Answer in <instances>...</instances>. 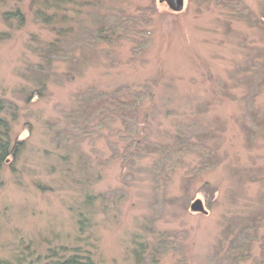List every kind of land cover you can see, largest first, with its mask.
Masks as SVG:
<instances>
[{"label": "rangeland", "instance_id": "rangeland-1", "mask_svg": "<svg viewBox=\"0 0 264 264\" xmlns=\"http://www.w3.org/2000/svg\"><path fill=\"white\" fill-rule=\"evenodd\" d=\"M63 1L21 0L20 27L0 4L20 150L1 173L0 264L61 247L96 264H264V0ZM111 15L129 32L106 38ZM114 92L138 102L126 122L81 113Z\"/></svg>", "mask_w": 264, "mask_h": 264}, {"label": "trees", "instance_id": "trees-1", "mask_svg": "<svg viewBox=\"0 0 264 264\" xmlns=\"http://www.w3.org/2000/svg\"><path fill=\"white\" fill-rule=\"evenodd\" d=\"M20 1L21 0H0V4L12 2L14 8L12 7L9 10L3 11L2 18L7 23L14 22L18 27L25 23V14L20 7ZM53 2L55 5L61 7L65 1L53 0ZM35 15L37 18L43 20L47 24L51 23L54 18L51 15H43L40 12H36ZM111 16V19L108 17L101 18L100 24L103 25L102 31L107 33L106 38L109 37L113 39L115 37V39H117L120 38L121 35L129 32V28L127 27H130L131 25V23H129L130 20L124 19L122 15L119 16V19L117 15ZM64 18H67L66 15L61 16L62 22ZM117 30L119 34L117 33ZM54 50H57V48H54ZM7 103L8 102L5 99L0 98V179L3 167L10 161L11 158L17 157L20 151L18 147L19 143L14 141L11 137L10 121L5 117V111L11 108V105ZM137 103L138 102L135 98L123 100L120 97L119 92H114L106 96H97L93 101L86 104L81 113L87 114V117H91L95 115L98 116L100 114L104 115L105 112L114 111L115 113L121 114V117H123V122H126L127 118L131 116L133 111H136L135 108ZM244 232L245 229H243L242 233L244 234ZM67 250L68 249H64L63 247L59 249H50L49 253L45 257V261H41V257L38 256L36 260H30L26 264H96L87 252H83L75 248L71 252L67 253Z\"/></svg>", "mask_w": 264, "mask_h": 264}, {"label": "water", "instance_id": "water-1", "mask_svg": "<svg viewBox=\"0 0 264 264\" xmlns=\"http://www.w3.org/2000/svg\"><path fill=\"white\" fill-rule=\"evenodd\" d=\"M160 4H165L173 12H181L185 7V0H159ZM190 210L194 213L207 214L208 210L201 199L192 202Z\"/></svg>", "mask_w": 264, "mask_h": 264}]
</instances>
